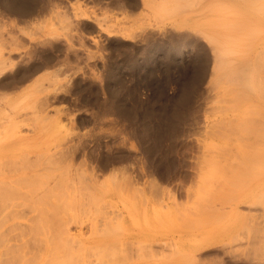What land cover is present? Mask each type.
Wrapping results in <instances>:
<instances>
[{"label":"rangeland","instance_id":"1","mask_svg":"<svg viewBox=\"0 0 264 264\" xmlns=\"http://www.w3.org/2000/svg\"><path fill=\"white\" fill-rule=\"evenodd\" d=\"M3 61L0 264H264V0H0Z\"/></svg>","mask_w":264,"mask_h":264},{"label":"bare ground","instance_id":"2","mask_svg":"<svg viewBox=\"0 0 264 264\" xmlns=\"http://www.w3.org/2000/svg\"><path fill=\"white\" fill-rule=\"evenodd\" d=\"M240 28H241V27H240ZM14 39H15V38H14ZM9 40L11 41V38H10ZM215 40H216V39H215ZM8 42H9V41H8ZM8 42H7V43H8ZM5 43H6V42H5ZM11 44H12V43H11ZM6 60H7V59H6ZM229 61L231 62L230 59H229L227 62L229 63ZM232 61H233V60H232ZM235 62H236V61H235ZM2 63L4 64V61L0 63V66H1ZM226 64H227V63H226ZM12 66H13V64H12ZM246 66H247V65H246ZM214 67H215V66H214ZM251 67H252V66H251ZM251 67H250V68H251ZM9 68H11V67H9ZM9 68H8V69H9ZM242 68H243V67H242ZM245 68H246V67H245ZM251 69H252V68H251ZM2 70H3V69L0 70V73H1ZM26 70H27V69H26ZM239 70H241V68H240ZM242 70H243V69H242ZM245 70H246V69H244V71H245ZM18 71H19V70H18ZM30 71H31V69H30ZM229 71H230V70H229ZM12 72H13V71H12ZM237 72H238V71H237ZM241 72H242V71H241ZM245 72H246V71H245ZM233 73H234V72H233ZM249 73H251V72H249ZM16 74H17V73H16ZM237 74H239V73H237ZM230 75H231V74H230ZM235 75H236V74H235ZM248 75H249V74H248ZM16 76H17V75H16ZM16 76H14V77H16ZM14 77H13V78H14ZM21 77H23V76H21ZM21 77H20V78H21ZM231 77H232V76H231ZM236 77H238V75H236ZM20 78H19V79H20ZM249 78H250V77H249ZM231 79L233 80V78H231ZM243 80H244V79H243ZM245 80H246V79H245ZM250 81H251V80H250ZM252 81H253V80H252ZM7 82H8V81H7ZM7 82H0V86L7 85V84H8ZM243 82H245V81H243ZM248 82H249V80H248ZM249 83H250V82H249ZM252 83H253V82H252ZM245 84H248V83H245ZM12 85H13V84H12ZM243 85H244V84H243ZM250 87H252L251 84H250ZM0 123H2V122H0ZM7 127H9V126H7ZM6 130H7V129H6ZM0 132H1V131H0ZM5 134H6V133H5ZM4 161H5V160H3V162H4ZM1 162H2V161H1ZM3 162H2V163H3ZM7 162H8V159H7ZM2 163H1L0 165H2ZM5 163H6V162H5ZM13 163H14V162H13ZM3 165H4V164H3ZM0 193H1V192H0ZM5 193H6V192H5ZM6 195H8V194H6ZM4 196H5V195H4ZM2 197H3V196H2ZM2 201H3V199H2ZM0 202H1V201H0ZM0 205H1V204H0Z\"/></svg>","mask_w":264,"mask_h":264}]
</instances>
